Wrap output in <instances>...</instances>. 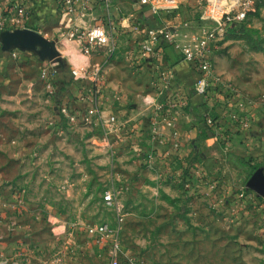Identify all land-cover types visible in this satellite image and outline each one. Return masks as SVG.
<instances>
[{
  "label": "rangeland",
  "instance_id": "374dc122",
  "mask_svg": "<svg viewBox=\"0 0 264 264\" xmlns=\"http://www.w3.org/2000/svg\"><path fill=\"white\" fill-rule=\"evenodd\" d=\"M179 1L183 21L198 20L206 2ZM61 44L59 58L81 69L77 44ZM219 46L212 96L232 105L228 115L238 128L257 131L255 148L222 166L179 163V175L164 180L153 145L164 119H174L158 114V100L135 98L140 113L131 119L115 114L116 129L136 136L128 157L117 160L116 130L88 115L101 116L97 93L82 107L73 68L68 81L58 76L53 96L39 76L52 63L41 47L5 49L0 39V264H108L114 243L121 264H264V0ZM142 102L154 106L147 116ZM62 104L75 121L57 113ZM196 119L199 137H207L210 117ZM100 224L113 234L100 236Z\"/></svg>",
  "mask_w": 264,
  "mask_h": 264
},
{
  "label": "crops",
  "instance_id": "0c3cea01",
  "mask_svg": "<svg viewBox=\"0 0 264 264\" xmlns=\"http://www.w3.org/2000/svg\"><path fill=\"white\" fill-rule=\"evenodd\" d=\"M176 1L181 9V2ZM138 2L139 0H113L115 10L111 21H119L127 27L132 21L137 20L146 28H159L164 25L180 26L183 22L176 16L177 11L154 16L147 6H140ZM22 3L27 9L26 24L15 29H30L39 33L54 42L56 50L60 53L63 48L61 42L64 31L72 24L90 27L106 23L96 13L85 14L80 18L69 14L62 15L57 0H22ZM167 16L169 20L165 19ZM117 42V51L112 55L101 52L90 56L81 54V67L90 66L101 72L103 91L100 95H96L97 103L102 108L101 117L117 114L125 115L128 119L133 118L137 112L134 109L135 104L132 103L135 98L143 101L158 100V104L162 105L161 109L156 107L158 114L160 112L173 117L178 132L179 147L176 149L173 147L174 141L170 137V130L163 123L159 128V141L154 143L155 146L153 145L157 150L155 152L159 158L157 164L164 180H172L179 175V170L176 168L179 163L207 160L214 166L220 164L222 166L220 160H232V162L241 160V157L251 152L250 150H254L257 141L253 137L257 131L250 134V131L238 128L228 115L233 112L232 105L220 98L215 100L212 96V87L206 96L196 95L193 88L198 77L197 72L189 63L182 60L179 52L170 44L160 40L158 44L161 48L160 56L153 55L144 64H138L135 62V40L131 35H121ZM61 57L62 64L59 65L58 76L61 81H68L69 71L75 66L68 63V58L64 60L65 55ZM65 65L68 67L62 68ZM89 100L90 83L82 81V107H89ZM141 106V114L146 116L154 107L151 104L146 107L143 102ZM200 113L210 117L206 119L205 128L208 136L202 138L199 137L201 129L196 119ZM144 126L148 127L146 122ZM134 133L135 131L127 127L116 129L112 134L111 144L117 160L128 157L126 152L132 151L131 143L136 137Z\"/></svg>",
  "mask_w": 264,
  "mask_h": 264
},
{
  "label": "built area",
  "instance_id": "2783aa9c",
  "mask_svg": "<svg viewBox=\"0 0 264 264\" xmlns=\"http://www.w3.org/2000/svg\"><path fill=\"white\" fill-rule=\"evenodd\" d=\"M261 0H206L205 7L198 20L183 21L180 26L164 25L159 28H146L141 22L134 20L125 27L121 22H112L113 0H57L62 15L69 14L80 18L85 14L96 13L106 21L104 24L90 27L72 24L64 31V39L75 42L81 54L90 56L101 52L112 55L117 51V41L121 35H131L135 40V62L144 64L153 55L160 56L159 41L163 40L176 49L182 60L186 61L197 72L198 77L194 83V93L198 96H206L213 85L214 54L226 36L229 29L243 24L251 15L256 13ZM140 6H147L151 15L170 13L179 10L176 0H139ZM27 9L22 0H0V28L12 27V29L25 26ZM59 68L57 63H50L39 71L40 80L44 83L49 94L55 96ZM72 80L87 81L94 85L93 100L95 94L102 87L101 72L90 66L73 68L70 71ZM161 109L162 105L157 104ZM62 117L75 121V116L70 114L67 104H62L57 110ZM88 115H95L108 131H115L117 117L109 116L101 119L98 111H89ZM236 120H240L235 117ZM170 130L173 147H179L178 132L173 120L164 119ZM242 123L244 121L240 120ZM212 122V121H211ZM212 124V123H211ZM246 127V124L244 125ZM247 128V127H246ZM107 202L112 203L111 195H106ZM96 232L102 237H110L113 230L107 224H100ZM108 264H121L119 261L118 244L114 243L110 249Z\"/></svg>",
  "mask_w": 264,
  "mask_h": 264
},
{
  "label": "water",
  "instance_id": "95a60500",
  "mask_svg": "<svg viewBox=\"0 0 264 264\" xmlns=\"http://www.w3.org/2000/svg\"><path fill=\"white\" fill-rule=\"evenodd\" d=\"M0 39L5 49L19 47L34 49L41 47L42 59L48 58L50 62L62 64V60L57 55L54 42L45 39L39 33L30 29H15L13 31H4L0 33Z\"/></svg>",
  "mask_w": 264,
  "mask_h": 264
},
{
  "label": "trees",
  "instance_id": "16d2710c",
  "mask_svg": "<svg viewBox=\"0 0 264 264\" xmlns=\"http://www.w3.org/2000/svg\"><path fill=\"white\" fill-rule=\"evenodd\" d=\"M242 25V24H241ZM233 29V28H232ZM231 29H229L228 31H230Z\"/></svg>",
  "mask_w": 264,
  "mask_h": 264
}]
</instances>
